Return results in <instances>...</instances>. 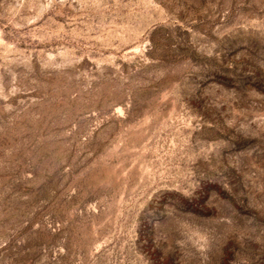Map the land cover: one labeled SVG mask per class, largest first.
<instances>
[{
    "label": "rangeland",
    "instance_id": "1",
    "mask_svg": "<svg viewBox=\"0 0 264 264\" xmlns=\"http://www.w3.org/2000/svg\"><path fill=\"white\" fill-rule=\"evenodd\" d=\"M0 264H264V0H0Z\"/></svg>",
    "mask_w": 264,
    "mask_h": 264
}]
</instances>
